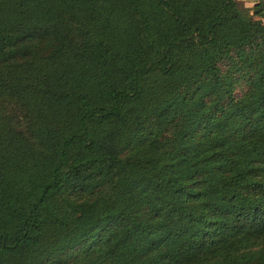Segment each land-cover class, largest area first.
I'll return each instance as SVG.
<instances>
[{"label":"trees","instance_id":"16d2710c","mask_svg":"<svg viewBox=\"0 0 264 264\" xmlns=\"http://www.w3.org/2000/svg\"><path fill=\"white\" fill-rule=\"evenodd\" d=\"M0 264H264V0H0Z\"/></svg>","mask_w":264,"mask_h":264},{"label":"rangeland","instance_id":"374dc122","mask_svg":"<svg viewBox=\"0 0 264 264\" xmlns=\"http://www.w3.org/2000/svg\"><path fill=\"white\" fill-rule=\"evenodd\" d=\"M245 5L251 6L256 0H241Z\"/></svg>","mask_w":264,"mask_h":264}]
</instances>
